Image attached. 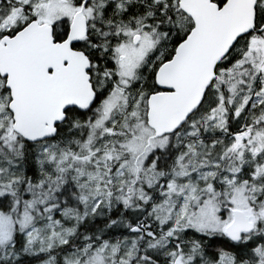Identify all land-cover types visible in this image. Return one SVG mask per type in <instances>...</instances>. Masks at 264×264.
Masks as SVG:
<instances>
[{"label": "snow or ice", "instance_id": "6c2138e0", "mask_svg": "<svg viewBox=\"0 0 264 264\" xmlns=\"http://www.w3.org/2000/svg\"><path fill=\"white\" fill-rule=\"evenodd\" d=\"M0 264H264V0H0Z\"/></svg>", "mask_w": 264, "mask_h": 264}]
</instances>
